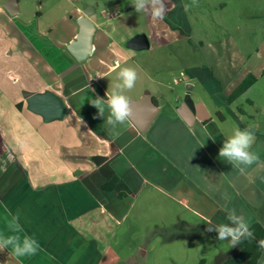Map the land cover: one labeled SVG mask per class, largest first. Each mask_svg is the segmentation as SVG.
Returning a JSON list of instances; mask_svg holds the SVG:
<instances>
[{
    "label": "crops",
    "instance_id": "1",
    "mask_svg": "<svg viewBox=\"0 0 264 264\" xmlns=\"http://www.w3.org/2000/svg\"><path fill=\"white\" fill-rule=\"evenodd\" d=\"M66 1L71 4L64 8L67 33H57V23L42 31L38 15L25 21L0 3L8 17L0 19L9 41L6 55L22 52L32 72L22 81L9 80L5 74L17 69L9 60L7 66L0 64V234H15L8 214L19 212L21 239L33 236L40 245L30 257H15L11 246L0 250V264H145L150 252L144 244L128 240L123 260L116 247L125 245L120 242L133 228L146 231L143 216L148 211L156 215L164 209L203 221L183 218L173 225L183 230L231 224L230 211L243 212L250 225H264V164L254 165L245 176L219 157L236 129L251 128V150L264 160L263 108L258 105L261 113L253 118L244 103L251 106L255 98H242L264 76L262 53L248 56L241 43H233L230 54L221 41L220 50H227L223 55L234 57L215 71L211 62L184 61L177 68L187 86L175 89L167 75L180 60L190 61L191 35L210 32L205 13H196L195 0H165L163 19L137 13L132 0ZM82 34H87L86 42ZM139 34L147 35L148 45H131ZM200 45L205 50L212 44L201 40ZM123 67L138 73L135 87L125 92L135 113L114 132L105 124L107 107L97 117L89 99L106 100L111 87L122 83L118 73ZM249 74L257 82L230 101ZM173 82L179 85L181 79ZM198 83L214 100V112ZM49 90L64 99V116L47 119L24 94ZM187 96L204 102L209 111L205 120L187 106ZM243 115L251 121L246 123ZM135 215L139 227L127 224ZM258 264H264V252Z\"/></svg>",
    "mask_w": 264,
    "mask_h": 264
},
{
    "label": "rangeland",
    "instance_id": "2",
    "mask_svg": "<svg viewBox=\"0 0 264 264\" xmlns=\"http://www.w3.org/2000/svg\"><path fill=\"white\" fill-rule=\"evenodd\" d=\"M9 0H0L2 5L7 6ZM21 8L16 12V16L22 20L39 18V25L42 31H50L53 23H57V33H67L70 26L67 25L65 6L71 7V4L66 0H19ZM196 13L202 11L209 20L208 26L210 27L209 34H192L190 39V51L192 56L190 61L184 59L180 60L174 65V74H168V80L171 81L172 86L176 89L186 87L184 81V74L178 70V65L184 61L194 64H212L213 70H218L225 60L230 59L233 55L223 53L227 52L226 49H221L220 43L226 41L225 48L232 54L231 49L234 47L233 43H241L247 55H251L255 51H259L263 56H260V62L264 67V0H195L194 2ZM5 8L0 10V19L5 20ZM15 16V15H14ZM15 22L18 24L17 19ZM33 22V21H31ZM10 29H15L13 24H8ZM4 23L1 26L0 22V64L7 66L8 60L10 67L17 69L15 73H6L4 78L9 80H24L26 77L31 76L32 72L24 63L23 53H17L13 58L6 55V43L8 39L5 37ZM6 29V27H5ZM228 33V34H227ZM56 35V34H55ZM229 37L231 39H229ZM204 40L205 43L211 42V47L206 46L205 50L202 49L200 41ZM218 49V50H217ZM205 53V54H204ZM20 55V57H18ZM33 57L39 59L37 53L34 52ZM234 57V56H233ZM15 61H19L16 63ZM42 62L41 60H39ZM175 77L181 79L179 85H176L173 80ZM258 80V78H257ZM254 82V84L257 82ZM253 84V85H254ZM199 91H201L203 98L208 103L209 107L215 111L216 104L211 99L209 93L198 83ZM172 90L169 89V92ZM25 94V92H24ZM253 97L256 103L249 106L248 103L244 105L249 109L253 118H258L261 113L258 105H261L264 113V76L260 78L257 85L252 87L248 92H245L242 98ZM256 106V107H255ZM243 120L248 123L250 118L246 115L242 116ZM162 214H148L143 216L146 224V231H141L133 228L128 237L120 242L124 246H117V250H121L118 258L124 259L128 253L127 243L128 240L133 241L134 245L144 244L150 252L149 258L145 264H221L222 260L234 256L239 251V245L232 247L228 240H218L217 234L213 231H192L191 228L183 230L173 226L183 218L192 219L193 221L202 223L203 221L199 216L191 214H167L164 209ZM180 210H183L180 208ZM134 219L127 221L135 224L134 227H139L140 220L136 219L139 216H133ZM162 226L163 229L160 227ZM170 226V227H169ZM168 228H171L168 231ZM165 229V230H164ZM141 235L145 238L142 239ZM138 248L134 246L133 251ZM120 261V260H118ZM123 264V262H122ZM140 264H144L141 262Z\"/></svg>",
    "mask_w": 264,
    "mask_h": 264
},
{
    "label": "clouds",
    "instance_id": "3",
    "mask_svg": "<svg viewBox=\"0 0 264 264\" xmlns=\"http://www.w3.org/2000/svg\"><path fill=\"white\" fill-rule=\"evenodd\" d=\"M132 5L137 13H147L153 19H163L166 13L165 0H132ZM118 79L122 83L111 87V92L106 93V100L100 97L89 99L90 104L98 109L97 117L104 116L105 107H107L110 114L105 124L110 126L114 132L118 127L126 125L132 117L133 107L125 92L135 87L138 79L137 70L133 67H123L118 73ZM82 99L85 98L82 97ZM254 142L255 134L251 128L236 129L220 148L219 157L231 163L241 175L247 176L248 170L254 165L264 164L258 152L251 150ZM8 215L11 216V219L7 221L8 227L15 234L8 236L0 234V250L11 246L12 254L17 258L34 256L40 248L38 240L29 235H24L21 239L19 233L23 229L19 212ZM227 220L231 221V224H210L207 230L215 231L218 240H228L232 247L244 239L254 238L250 222L243 212L237 214L236 211H230ZM258 245L264 248V239L259 240Z\"/></svg>",
    "mask_w": 264,
    "mask_h": 264
},
{
    "label": "water",
    "instance_id": "4",
    "mask_svg": "<svg viewBox=\"0 0 264 264\" xmlns=\"http://www.w3.org/2000/svg\"><path fill=\"white\" fill-rule=\"evenodd\" d=\"M19 0H9L7 8L12 12L16 13L19 11L18 8ZM85 33H88L86 30ZM87 34H82V41L86 42ZM83 42V43H84ZM131 45L137 47H144L149 44V40L146 34H139L135 36L130 42ZM25 96L28 98L31 107L46 116L47 119H54L62 117L66 113V103L64 99L54 91H47L44 93H33L26 91ZM187 96L185 103L195 113L196 117L201 120H205L209 116V111L203 101L194 102ZM135 105L133 107V114L135 113ZM204 114H203V113Z\"/></svg>",
    "mask_w": 264,
    "mask_h": 264
},
{
    "label": "trees",
    "instance_id": "5",
    "mask_svg": "<svg viewBox=\"0 0 264 264\" xmlns=\"http://www.w3.org/2000/svg\"><path fill=\"white\" fill-rule=\"evenodd\" d=\"M257 80V76L249 74L237 87V89L230 96L229 100L233 101L237 97L241 96L254 82ZM99 92L102 89L97 86ZM250 229L254 233L253 239H244L239 245V252L227 259L223 264H258L264 248L258 245V241L264 239V225L258 221L250 225Z\"/></svg>",
    "mask_w": 264,
    "mask_h": 264
}]
</instances>
